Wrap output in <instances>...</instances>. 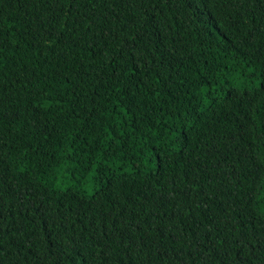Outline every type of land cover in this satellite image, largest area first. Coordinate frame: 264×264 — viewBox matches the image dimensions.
I'll list each match as a JSON object with an SVG mask.
<instances>
[{"label": "trees", "instance_id": "16d2710c", "mask_svg": "<svg viewBox=\"0 0 264 264\" xmlns=\"http://www.w3.org/2000/svg\"><path fill=\"white\" fill-rule=\"evenodd\" d=\"M264 264V0H0V264Z\"/></svg>", "mask_w": 264, "mask_h": 264}, {"label": "clouds", "instance_id": "9594fccd", "mask_svg": "<svg viewBox=\"0 0 264 264\" xmlns=\"http://www.w3.org/2000/svg\"><path fill=\"white\" fill-rule=\"evenodd\" d=\"M80 242H82L80 240ZM77 239L71 241L72 250L69 252L77 264H102L101 258H97L91 247L81 244Z\"/></svg>", "mask_w": 264, "mask_h": 264}]
</instances>
